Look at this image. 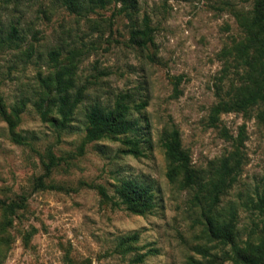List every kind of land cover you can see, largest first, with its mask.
<instances>
[{
    "label": "rangeland",
    "instance_id": "1",
    "mask_svg": "<svg viewBox=\"0 0 264 264\" xmlns=\"http://www.w3.org/2000/svg\"><path fill=\"white\" fill-rule=\"evenodd\" d=\"M77 1L80 8L68 0H0L1 36L17 29L14 43L0 47V98L8 114L18 113L14 132L22 137L14 142L0 117V264H242L231 245L208 236L195 190L181 175L168 178L159 139L172 126L202 174L239 151L241 170L220 208L235 212L237 248H260L264 261V103L209 123L211 108L244 85L233 49L246 39L238 20L251 0H138L139 22L147 17L152 30L146 48L130 40L131 22L118 5ZM69 64L80 103L57 132L35 103ZM121 95L132 101L141 155L122 152L123 136L81 149L88 108L112 106ZM48 152L60 161L46 175ZM40 177L61 189L35 188ZM130 179L152 187L151 212L113 207L88 187L103 186L117 201L116 186ZM22 197L25 207L7 215L1 204ZM134 234L136 241L121 243Z\"/></svg>",
    "mask_w": 264,
    "mask_h": 264
},
{
    "label": "trees",
    "instance_id": "2",
    "mask_svg": "<svg viewBox=\"0 0 264 264\" xmlns=\"http://www.w3.org/2000/svg\"><path fill=\"white\" fill-rule=\"evenodd\" d=\"M69 5L80 3L76 0H68ZM96 8L115 4L118 5V15H123L131 22L130 40L140 48H146L152 43V30L149 27L147 17L139 22L138 0H89ZM92 9V8H91ZM240 27L246 34V39L237 44L234 51L235 63L244 69L242 79L244 85L239 92L228 100H220L210 110L209 123L215 126L219 116L225 113L244 112L250 107L264 103V0H251V9L239 16ZM17 39V29L10 27L5 37L0 34V47L11 46ZM50 57H58L59 52L51 51ZM72 64L60 66L50 80L51 86L43 96L35 103L36 109L44 122L51 123L59 130L68 127L72 121L74 110L80 103L81 90H75V81ZM130 96L121 95L112 106L91 105L85 113V135L81 149L86 144L101 141L103 139H117L124 137L123 143L128 148L123 150L124 154L133 156L141 155L136 144L135 135L139 131L138 121L132 117V101ZM145 107V103L137 105V110ZM0 117L7 122L11 138L14 142L22 143V137L14 132L18 121V113L14 115L7 113L0 98ZM160 146L168 162V178L174 180L178 175L182 176L183 184L195 190L194 200L200 206L206 232L212 241L229 244L233 247L236 261L242 264H264L263 254L260 248H252L248 254L243 253L234 243L235 212L225 213L220 208L221 197L232 185L241 170L243 158L239 151H233L210 165L209 171L202 174L191 164V158L186 149L183 148L178 129L174 126L163 130ZM48 161L44 163L45 174L48 175L59 161L51 152H48ZM35 188L39 189H61L55 186H47L40 177L35 182ZM94 189L98 195L107 201H111L113 207H124L132 214L144 215L151 212L155 207V196L152 187L137 180H122L115 188L117 201L112 200L103 186H88ZM22 202L2 203L7 215H15L17 209L25 207V199ZM259 207L264 208V197L259 199ZM12 221L9 220L8 225ZM137 234L122 239V244L134 242Z\"/></svg>",
    "mask_w": 264,
    "mask_h": 264
}]
</instances>
